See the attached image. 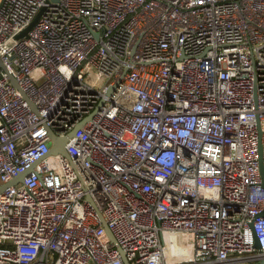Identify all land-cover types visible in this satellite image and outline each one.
Masks as SVG:
<instances>
[{
    "label": "built area",
    "instance_id": "1",
    "mask_svg": "<svg viewBox=\"0 0 264 264\" xmlns=\"http://www.w3.org/2000/svg\"><path fill=\"white\" fill-rule=\"evenodd\" d=\"M0 60V264H124L106 227L129 264L264 258V0H0Z\"/></svg>",
    "mask_w": 264,
    "mask_h": 264
},
{
    "label": "water",
    "instance_id": "2",
    "mask_svg": "<svg viewBox=\"0 0 264 264\" xmlns=\"http://www.w3.org/2000/svg\"><path fill=\"white\" fill-rule=\"evenodd\" d=\"M39 15L40 14H38L35 17V19L25 29H23L17 36H19V37L27 36L29 29L33 26V24L35 23V21L38 19ZM0 65H2L1 60H0ZM112 89H113V87H111L109 89V91L112 90ZM77 129H78V126H76L70 133H68L67 135H63V136L56 135L51 130L50 131V135H51V138H52V145H51V148H50V153H63L65 155H67V150H66L65 144H66L69 136H71L72 134H74ZM259 155H260V159H259L260 160V173H261V176H262V183H263V186H264V165H263V160H262V147H261V143L259 145ZM25 173H26V171H24V172L20 173L19 175L15 176L9 182L1 184L0 185V192L7 185H9L11 183H15V182H17L19 180H22V178L25 175ZM263 213H264V211H263ZM106 230H107L108 234L110 235V238L112 239V241H114L115 242V245L119 248L120 253L122 255V258H123L124 264H129L128 260L125 257V254H124L123 249L120 247V245L115 240L114 236L111 234L110 229L108 227H106ZM256 246L257 247L259 246L258 242H256ZM231 264H247V263H231ZM254 264H264V258H261L259 261H257Z\"/></svg>",
    "mask_w": 264,
    "mask_h": 264
}]
</instances>
